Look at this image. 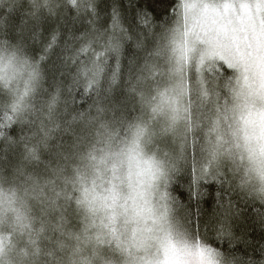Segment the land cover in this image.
Returning <instances> with one entry per match:
<instances>
[{
  "label": "snow or ice",
  "instance_id": "6c2138e0",
  "mask_svg": "<svg viewBox=\"0 0 264 264\" xmlns=\"http://www.w3.org/2000/svg\"><path fill=\"white\" fill-rule=\"evenodd\" d=\"M0 264H264V0H0Z\"/></svg>",
  "mask_w": 264,
  "mask_h": 264
},
{
  "label": "trees",
  "instance_id": "16d2710c",
  "mask_svg": "<svg viewBox=\"0 0 264 264\" xmlns=\"http://www.w3.org/2000/svg\"><path fill=\"white\" fill-rule=\"evenodd\" d=\"M256 235L259 236V230L257 229Z\"/></svg>",
  "mask_w": 264,
  "mask_h": 264
}]
</instances>
